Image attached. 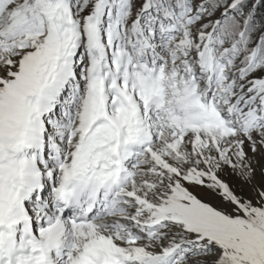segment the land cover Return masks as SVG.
Listing matches in <instances>:
<instances>
[{"label":"snow or ice","instance_id":"obj_1","mask_svg":"<svg viewBox=\"0 0 264 264\" xmlns=\"http://www.w3.org/2000/svg\"><path fill=\"white\" fill-rule=\"evenodd\" d=\"M0 264H264V0H0Z\"/></svg>","mask_w":264,"mask_h":264},{"label":"rangeland","instance_id":"obj_2","mask_svg":"<svg viewBox=\"0 0 264 264\" xmlns=\"http://www.w3.org/2000/svg\"><path fill=\"white\" fill-rule=\"evenodd\" d=\"M259 178V177H258ZM236 183H238L237 181L233 180V184L235 185ZM244 193L245 194H249V190L247 189V187H244Z\"/></svg>","mask_w":264,"mask_h":264}]
</instances>
